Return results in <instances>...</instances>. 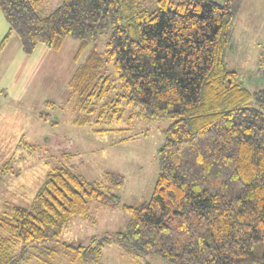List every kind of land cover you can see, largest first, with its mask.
<instances>
[{
    "label": "trees",
    "instance_id": "1",
    "mask_svg": "<svg viewBox=\"0 0 264 264\" xmlns=\"http://www.w3.org/2000/svg\"><path fill=\"white\" fill-rule=\"evenodd\" d=\"M139 1L62 0L43 15L40 0H0L9 24L0 53L14 33L31 54L68 37L90 44L111 30L105 54L88 56L73 83L84 122L172 120L148 202L123 204L111 190L122 185L113 173L104 187L68 165L54 167L29 207L0 216V264L35 253L44 264L61 255L98 263L113 240L168 264H264V89L250 92L227 64L243 0H158L153 11ZM110 64L115 76L103 72ZM94 201L121 205L127 229L89 246L62 244L69 221Z\"/></svg>",
    "mask_w": 264,
    "mask_h": 264
},
{
    "label": "rangeland",
    "instance_id": "2",
    "mask_svg": "<svg viewBox=\"0 0 264 264\" xmlns=\"http://www.w3.org/2000/svg\"><path fill=\"white\" fill-rule=\"evenodd\" d=\"M61 2L40 0L38 9L48 15ZM139 2L149 11L159 6L158 0ZM8 31L9 24L0 13V42ZM110 33H102L90 44L72 37L57 48L39 44L31 54L22 50L15 33L8 39L0 53V216L15 206L29 207L47 172L62 165L104 187L113 184V177L107 173L120 176L121 187L111 190L123 204L139 206L151 199L159 175L158 149L172 120L84 122L87 114L80 111L79 90L73 86L82 78L79 68L85 67L88 56L105 54ZM232 35L229 68L250 92L264 89V0H243ZM103 72L114 75L112 64ZM101 129L106 132H97ZM129 217L121 205L94 201L86 216L69 221L60 242L84 246L98 243L103 237L125 231ZM35 254L23 264H44ZM53 259L52 264H76L65 255ZM89 264L168 263L154 255L128 253L113 240L105 243L100 261Z\"/></svg>",
    "mask_w": 264,
    "mask_h": 264
},
{
    "label": "crops",
    "instance_id": "3",
    "mask_svg": "<svg viewBox=\"0 0 264 264\" xmlns=\"http://www.w3.org/2000/svg\"><path fill=\"white\" fill-rule=\"evenodd\" d=\"M213 1L218 3V4H223V0H213Z\"/></svg>",
    "mask_w": 264,
    "mask_h": 264
}]
</instances>
